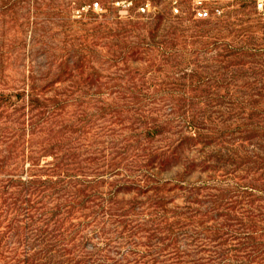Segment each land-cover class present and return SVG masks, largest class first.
Returning a JSON list of instances; mask_svg holds the SVG:
<instances>
[{"label": "rangeland", "instance_id": "374dc122", "mask_svg": "<svg viewBox=\"0 0 264 264\" xmlns=\"http://www.w3.org/2000/svg\"><path fill=\"white\" fill-rule=\"evenodd\" d=\"M190 8L0 0V264H264V20Z\"/></svg>", "mask_w": 264, "mask_h": 264}, {"label": "built area", "instance_id": "2783aa9c", "mask_svg": "<svg viewBox=\"0 0 264 264\" xmlns=\"http://www.w3.org/2000/svg\"><path fill=\"white\" fill-rule=\"evenodd\" d=\"M225 1L227 0H191L190 13L198 19L220 15L224 10ZM175 2L172 4V12L180 13ZM252 3L256 14L264 20V0H252Z\"/></svg>", "mask_w": 264, "mask_h": 264}]
</instances>
